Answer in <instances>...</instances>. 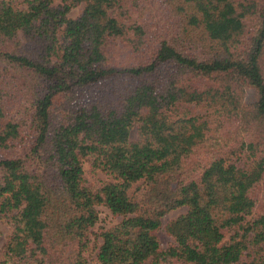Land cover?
Instances as JSON below:
<instances>
[{
	"label": "trees",
	"instance_id": "1",
	"mask_svg": "<svg viewBox=\"0 0 264 264\" xmlns=\"http://www.w3.org/2000/svg\"><path fill=\"white\" fill-rule=\"evenodd\" d=\"M54 2L0 0V264H264V0Z\"/></svg>",
	"mask_w": 264,
	"mask_h": 264
},
{
	"label": "rangeland",
	"instance_id": "2",
	"mask_svg": "<svg viewBox=\"0 0 264 264\" xmlns=\"http://www.w3.org/2000/svg\"><path fill=\"white\" fill-rule=\"evenodd\" d=\"M54 4H59V0H55ZM82 9V4L72 8L67 16L68 17H76ZM256 97V94L254 90L252 89H247L246 91V99L248 101H253ZM133 136V134H131ZM84 167V172H85V177L88 178L89 180L92 179H100V180H107L108 177L101 171H97L95 176H92L89 171H90V166L88 162H84L83 164ZM135 186L132 188L131 191H133ZM97 210L99 213V220L95 225L94 230L97 231L99 228H109L116 223H118L121 219V216H114L111 214V212L103 205H98ZM187 210L186 207H178L176 209L170 210L167 212L164 216L161 218V224L160 227L156 231V236L158 238L159 244L161 248H166L170 243L173 242V237L170 235V233L167 230L168 224L177 218L179 215L185 213ZM10 233V228L5 222L0 223V248L2 247L3 243L6 240V237ZM94 236H92L93 240V249L89 251L87 254V261L86 264H98L95 253H96V247L100 244V240L93 239ZM95 246V247H94Z\"/></svg>",
	"mask_w": 264,
	"mask_h": 264
}]
</instances>
